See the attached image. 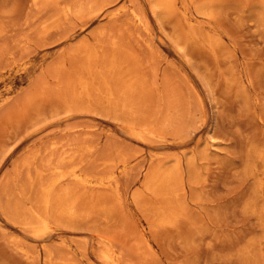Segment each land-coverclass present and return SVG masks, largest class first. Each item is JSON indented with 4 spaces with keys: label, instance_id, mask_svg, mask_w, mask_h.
Returning a JSON list of instances; mask_svg holds the SVG:
<instances>
[{
    "label": "rangeland",
    "instance_id": "1",
    "mask_svg": "<svg viewBox=\"0 0 264 264\" xmlns=\"http://www.w3.org/2000/svg\"><path fill=\"white\" fill-rule=\"evenodd\" d=\"M0 264H264V0H0Z\"/></svg>",
    "mask_w": 264,
    "mask_h": 264
},
{
    "label": "bare ground",
    "instance_id": "2",
    "mask_svg": "<svg viewBox=\"0 0 264 264\" xmlns=\"http://www.w3.org/2000/svg\"><path fill=\"white\" fill-rule=\"evenodd\" d=\"M74 173V172H73Z\"/></svg>",
    "mask_w": 264,
    "mask_h": 264
}]
</instances>
